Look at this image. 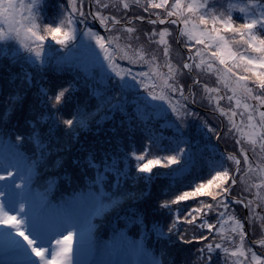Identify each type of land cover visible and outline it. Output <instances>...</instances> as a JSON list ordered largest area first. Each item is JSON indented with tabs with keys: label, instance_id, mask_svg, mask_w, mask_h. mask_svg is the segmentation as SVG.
<instances>
[{
	"label": "snow or ice",
	"instance_id": "obj_1",
	"mask_svg": "<svg viewBox=\"0 0 264 264\" xmlns=\"http://www.w3.org/2000/svg\"><path fill=\"white\" fill-rule=\"evenodd\" d=\"M167 5L169 0H68L67 7L61 5V22L53 26L44 23L38 14L40 0L27 5L19 0H0V43L14 41L27 53L20 57L21 74H14L9 80L10 85L16 79L20 84L9 92L0 115V264H173L165 258L164 247L157 255L145 246L149 236L146 227L141 240L130 238L120 228L121 221L143 225L144 213L133 204L142 201L151 207V193L145 189L161 176L170 183L164 193L166 199L154 209L166 213L163 223L154 221L158 239L177 247V238L185 245L209 241L217 224L222 226L227 217L233 221L232 232L239 238V246L230 253L237 258L232 264H243L240 257H245L247 264H264V256L250 247L246 252V223L235 217L233 207L243 205L248 209V224L254 225L259 218L264 226V193L260 191L264 184L249 182L254 169L247 148L240 149L243 161L231 153H217L215 160L206 155L207 141L211 139L208 134L217 140L222 134L195 110L200 104L197 87L202 85L209 103L215 102L214 110L237 127L233 120L235 110L229 114L220 106L225 99L221 88L202 83L196 70L214 72L216 83L232 93L226 99L234 100L236 108L245 109L246 135L253 155L258 144L264 162V0H250L247 7L253 18L239 24L224 13H199V8L211 5L197 4L195 0L183 6L182 0H175L170 8ZM140 7L147 16L136 12ZM150 9H164V13L152 19L154 13ZM185 10L196 14L191 30L189 19L183 16ZM173 16L177 19H169ZM180 18L185 25L182 35L188 39L177 38L176 43L188 48V59L182 68L167 61L168 71L161 74L155 56L136 47L134 42L140 39L137 33L145 21L152 25L145 35L149 41L162 45L163 55L169 57L168 28L157 30L156 26L165 25L166 21L168 25L176 24ZM97 22L106 35L94 30ZM225 33L233 34V38L229 40ZM49 37L60 46L57 51L64 52L55 64L53 52L45 47ZM230 43L246 45V49L234 51ZM195 45L202 47L193 52ZM119 61H126L129 66ZM25 64L35 71H28ZM132 65L146 66L148 71L134 72ZM50 69L75 75L65 87L48 79L45 74ZM183 70L188 74L196 72L191 84L187 80L180 82L178 77ZM97 72L103 73L101 80H97ZM153 76L159 83L149 85L146 81ZM137 86L144 89L143 94ZM78 91L85 93L83 103L77 98ZM74 100L75 110L71 118H65V108ZM153 113L167 121L165 126L172 129L171 136L157 133ZM117 117L119 127L126 133L127 145L115 153L104 147L110 141L98 149H81L87 156L76 157L70 164L84 177L82 184L66 172L62 177L46 178L47 173L63 170L69 163L68 155L80 143L82 131H91L93 122L102 126ZM13 118L16 123L9 128ZM116 130L111 129L113 133ZM138 132L148 140L143 151L135 147ZM53 159L55 163L50 165ZM226 161H231L234 168ZM157 167L167 171L153 172ZM205 167L210 178L201 174ZM61 178L74 186L69 194L57 198L54 193ZM129 181L135 190H129ZM141 183L144 189L139 188ZM203 196L210 200L198 199ZM126 201L130 202L128 207L124 206ZM188 201H195V206ZM211 213H216V223L210 219ZM113 221L115 225L111 226ZM185 225L191 226V236ZM102 231L110 235L104 238ZM252 243L264 248V237ZM217 249L229 254V249L220 243L208 242L199 247V264H219L214 258ZM184 264H190L188 258Z\"/></svg>",
	"mask_w": 264,
	"mask_h": 264
},
{
	"label": "rangeland",
	"instance_id": "obj_2",
	"mask_svg": "<svg viewBox=\"0 0 264 264\" xmlns=\"http://www.w3.org/2000/svg\"><path fill=\"white\" fill-rule=\"evenodd\" d=\"M19 2L24 3L25 5L30 4L32 2V0H19ZM144 2V0H142V3ZM175 2V0H169V5H167L166 7H169ZM193 2V0H182V6L184 4H188ZM67 3L68 0H48L44 2V7L40 10L38 14L40 15L41 19L43 20L44 23L46 24H52L54 26V24H59L61 22L62 16H61V5L67 7ZM195 3L197 4H205V5H211V8H199L198 12L199 13H215L219 16V14L224 13L228 16L233 17L234 20H237V24L239 23H243L246 19H251L253 18V13L252 11L247 7L250 3V0H195ZM142 8V7H141ZM241 9H243V11H241ZM150 12L154 13V15H152V19H158V15L156 14H161L164 13V9H150ZM25 15H27V12L24 13ZM141 14L143 15H148L147 13L143 12V8L141 11ZM195 13L193 14H188L187 11L185 10V12L183 13L184 17H187L189 19V25H188V29L191 30L192 29V25L193 23H195L194 17H195ZM174 19H177V17L173 16ZM180 23L184 25L183 23V18L179 19ZM98 23V22H97ZM210 25H208V27L211 26V23L209 22ZM99 25V24H98ZM149 25V24H148ZM150 26V30L153 28L152 25ZM172 26L174 28H176V24H172ZM171 25H168V33L170 34V31L172 30ZM157 30H158V25L156 26ZM200 28L204 27L202 25L198 26ZM101 28V27H100ZM185 28V25H184ZM183 27L181 28V32L184 29ZM102 30H104L103 28H101ZM105 35L106 33L103 32ZM116 35H120V33H116ZM180 35V34H179ZM226 36V38H228L229 40H231L233 38V34L231 33H225L224 34ZM181 37V35H180ZM182 38V37H181ZM169 41L171 44H173L174 42V35L171 34V39L168 37ZM184 41H186L188 38L187 36L183 35L182 38ZM235 39H239L238 37H235ZM121 43H124V40H121ZM191 43V42H189ZM137 45V44H136ZM45 47L46 49L50 50L53 52V64L56 63L57 57H62L64 55L63 51H57L58 49H60V46L55 44L54 41L51 40V38L49 37L46 41H45ZM93 47H95L94 43H93ZM152 47V46H150ZM198 47H202L200 45H195L193 46V52H195L196 48ZM230 47L234 50V51H242L244 49H246V45H240V44H231L230 43ZM137 48L142 49L143 52H146L150 55H154L155 56V62L156 65L158 66V71L161 74H165L163 72V68L161 63L157 60L158 56L159 58H161V53L160 52H156L155 50L151 49V50H147L148 47H144V44L141 45H137ZM146 48V49H145ZM176 49V53L179 54L180 51L178 48ZM96 51L98 52L99 50L96 49ZM27 53L24 52L22 49H20V46L15 43L14 41H10L7 44L4 43H0V88L3 89L2 94H0V115L3 114L5 108H6V101L8 99V94L9 92H14L16 89V85L20 84V80L16 79L15 84H9V80L10 78L15 74L17 76H19L22 72L21 69V64L23 63V61L20 60V57L26 56ZM249 55H254L253 53L249 52ZM101 61H102V56L100 57ZM120 62V61H119ZM121 62H126V61H121ZM127 63V62H126ZM217 66H219L217 64ZM25 68H27L28 71L30 72H34L35 70L33 68H31L30 66H28L27 64L24 65ZM133 68V70L136 71H141V68H147L145 67H141L140 65H132L131 66ZM148 69V68H147ZM196 72L199 73V77L201 78H206L209 79L210 82L208 83L209 86L211 84V87H220L221 88V93H223V95L225 96V99H223V103L225 104V107L227 109H229L228 111H232L235 110L236 115H237V123H238V127H239V132H234L231 133L229 135H225V139H236L238 138V134H239V139L242 143H244L245 148L248 149V151L252 152V144L250 142V140L248 139L246 133L248 131L247 129V113L245 112V109L243 108V106H241L240 108H236L235 107V101H228L226 99V97L228 95H232V93L224 88L223 84H217L216 83V75L214 72H208V71H200V70H196ZM98 73L101 72H97V80H101L102 78H99ZM194 75H196V73H192ZM48 79L54 83H63L61 82L62 79H67V81H65L63 84L65 87H67V84L69 81H72L74 78V73H70V72H57L54 69H50L46 74H45ZM50 75H52L53 80L51 79L52 77H50ZM85 73H81V76H84ZM250 75V74H249ZM153 82L159 83V80L157 77L153 76L151 78V81L147 83L149 85H151ZM248 86H252L251 81L248 82ZM97 87L102 88L101 85H97ZM35 89H33L34 91ZM157 92L160 91L159 87H157L155 89ZM77 98H79L80 102L83 103V100L85 98V93L84 92H77ZM206 95H208L206 93ZM208 96H205V100L206 102L208 101ZM209 102V101H208ZM249 103H255L254 101H249ZM76 107V102L75 100L69 104L66 108H65V118H71L73 111L75 110ZM166 107V105H165ZM110 114V113H108ZM103 115V113H102ZM111 115V114H110ZM154 115V127L157 130V133L159 132H163L165 136H171L173 134V131L171 128L166 127L165 125L167 124V121L163 120L162 118L155 116V113H153ZM99 117H97L98 119ZM119 117H117L118 119ZM116 119V120H117ZM116 120H106L104 122V124L102 126L97 125L95 122H93L91 124V131L88 130H84L81 132L80 134V143L75 144V146L72 148L71 153L68 155V160L69 163L67 164V168L65 169V171L63 170V172H61L59 175H53L50 173L46 174V178L51 177V176H63V173L66 172L68 174L73 175L74 179L76 180V182L78 183H83L84 182V177L80 176L78 173V170H74L71 167L70 162L72 160H74L76 157H80L81 159H84L87 156V152L86 151H82L81 149H87L89 147L92 148H99L101 144H103L105 141H110V145L109 144H104L105 149L110 148L111 151H113L114 153L119 151L123 146L127 145V138H126V133L123 131L122 128L119 127V122H116ZM16 123L15 118H13V121L11 124L8 125L9 128H12L13 124ZM61 127H64L63 125H61ZM100 128L99 133H97V128ZM116 128V132L113 133L111 131L112 128ZM21 131H23L24 129H20ZM211 138H213L211 141H207L208 147L205 150L206 151V155L211 159V160H215L217 159V153L219 152L218 146L215 143V137L211 134H208ZM148 145V140L143 136V134L141 133H137L135 136V147L137 148L138 151H143L144 148ZM204 145L201 146V148H203ZM215 148V151H214ZM259 145H256V155H255V159L258 161V167L255 169L256 172L253 175V179L251 184L255 185V184H264V172L261 171V169H264V162L261 161L260 156H259ZM99 154V153H98ZM64 155V154H63ZM151 158V157H149ZM175 167V166H173ZM132 170H133V174H135V161H132ZM166 172V169H161V168H154L153 172ZM205 172V176L207 178H210V176H207V167L204 168L203 170ZM2 174V173H0ZM214 174V173H213ZM168 182L170 183L169 179L161 176L158 180H156L152 185L149 186L148 189H145L146 191H150V193H152V189H162V195L158 198V199H162V203L164 202V200L166 199V197L164 196V193L168 190V187L164 185H168ZM67 185H66V184ZM0 184H3L2 181H0ZM41 184H43V181H41ZM164 184V185H162ZM144 186L143 183H141L139 186ZM66 186H70V188H67L68 192L72 191V187L74 185L72 184H68V182L66 180H64L63 178L60 179L59 184L57 185V189H61V188H65ZM134 185H132L131 181H129V184L127 187H132ZM66 189V188H65ZM253 192H256L257 189L255 187L252 188ZM260 191L262 193H264V188L260 189ZM240 193L238 192L237 195H239ZM198 199H203V200H210V197L208 196H203V197H199ZM183 203V202H182ZM192 206H195V202L191 203ZM236 209L235 212V217L237 219H242L245 220L244 214H243V206H239L238 208H236L235 206H233ZM258 209V208H257ZM231 211V209H230ZM248 211V209H247ZM260 211V209H258V212ZM157 218H160L159 216H157ZM210 219L212 220L213 223H216V213H211L210 214ZM187 226V225H185ZM234 227V223L232 220L228 219L227 217L224 219V221L222 222V226L221 224H217L216 229L213 232V235L209 237V240H212L215 243H220L222 244L225 248L229 249V254L224 253L221 249H217L216 253H214V255H216L217 253H219L222 257V261L223 264H232L233 260L237 259L235 257H232L230 255L231 251L236 250V248L239 246V238L238 236H236L233 232H232V228ZM187 228H191V226H188ZM254 229V231H253ZM199 229L196 230L197 235L199 234ZM206 231V230H205ZM247 232L251 233L252 235L256 236H261L264 237V226H262V222L259 218H256L254 221V225H250L247 224ZM219 233V234H218ZM192 235V230L190 231V236ZM220 235H223L222 237H220ZM225 237V238H224ZM210 241H204V242H200L198 244L195 245L191 244L193 246H195L196 250L193 251L194 255H192V257L190 258V256H188V260L191 264H199V256H197L196 254H198L197 249L201 246H203V243L206 244ZM182 246L181 250H185V248H183L184 244H182L181 242H179V247ZM252 241L250 239H248L246 237V242H245V250L247 252V248H251L252 246ZM192 246V247H193ZM260 247V246H259ZM191 250V249H188ZM192 251V250H191ZM259 254L264 256V249L259 250ZM240 261H245L246 258L245 257H240L239 258ZM243 264H247V260L245 262H243Z\"/></svg>",
	"mask_w": 264,
	"mask_h": 264
},
{
	"label": "trees",
	"instance_id": "obj_3",
	"mask_svg": "<svg viewBox=\"0 0 264 264\" xmlns=\"http://www.w3.org/2000/svg\"><path fill=\"white\" fill-rule=\"evenodd\" d=\"M46 1H48V0H46ZM44 6H45L44 5V1L40 0V10ZM141 11H142L141 7L136 9V12L138 14H141ZM138 25H139V22H138ZM80 27H83V25H80ZM158 29H160V27H158ZM94 30H97L101 34H104L101 30L98 29V27H95ZM151 30H150V26L145 22V26L143 28L139 29V31L137 33L140 36V39L138 41H135L134 43H135V45L137 44L138 46L141 45V44H144V47H146V46L148 47L147 50H151V49L155 50L156 49L155 51L157 52L158 48L154 44H150V41H149L148 37L145 35V33L150 32ZM137 45H136V47H137ZM150 46H152V47H150ZM157 60L161 64L164 63V62H167L166 60H164V58H162V57L159 58V56H158ZM172 60H170V61H171V63L173 65H176V66H179V67L182 68V63L184 61L183 57L172 58ZM119 63L121 65L125 66V67L129 66L126 62H121L120 61ZM163 68L168 70V68L166 67V63H164ZM133 71H135V70H133ZM141 71H148V69L147 68H145V69L141 68ZM98 76H99V78H102L103 77V73L102 72L98 73ZM50 77H52V75H50ZM178 78H179L181 83H183L185 80H187V82L189 84H191V82H192V77L190 75H188L187 73H184V71H182L180 73ZM51 79L53 80V77ZM200 79H201L202 83H209L210 82V80L206 79L205 77L204 78L200 77ZM65 81H67V79H65V80L62 79L61 80V82H63V83ZM147 81L150 82L151 79H149ZM210 87H211V84H210ZM137 88L142 94L144 93V89L142 87L137 86ZM89 91H90V89H89ZM197 92H198V99L200 101V104H199L198 107L195 108V110L200 112V114L202 116L207 118L209 120L210 124L212 126H215L217 128L218 132H219V128H220L219 120H218L217 117L214 116L213 113H212V115H211V113H208V111H211L213 109V106H212V104H208V102H206V100H205V92L203 91L202 85L197 87ZM93 103H94V101H93ZM108 115H110V114H108ZM116 122H119V118L116 120ZM226 133H227V135H229V134L234 133V132L231 131V130H227ZM212 137H213V135H212ZM212 139L213 138H211L210 141ZM215 139H216V137H215ZM236 141L237 140H235V139H225V135H222V138L220 140H218L217 143L215 141V143L217 144L218 148L222 146L223 149H220V150L225 151V153L236 154V155L239 156L240 155V153H239L240 147H238V144L236 143ZM193 142H195V141H193ZM204 143L205 142H202L201 146L204 145ZM219 152L222 153L221 151H219ZM62 155H63V153H62ZM54 163H55L54 159L52 161H50V165L54 164ZM226 163L229 164V165H232L233 168H234V165L232 164L231 161H226ZM66 168H67V164H66V166H65V168L63 170L65 171ZM63 170L57 169L55 172H49V173L53 174V175H56V174L59 175L61 172H63ZM201 174L205 175V172L203 171ZM162 185H164V184H162ZM38 186H41V185H38ZM165 186L169 187V182H168V185H164V187ZM240 187H241V190H242L244 188V185H241ZM65 188L57 189V191L54 193V195H56L57 198H59V196L61 194H63V195L69 194L70 192H68L67 188H70V186H66ZM128 188H129L130 191H133V190H135L136 186H132V187H128ZM139 188L140 189H144V186L143 185L139 186ZM161 195H162V189H160V190L152 189V193H151V205L152 206L151 207H148L142 201H138L135 204H133V207L137 208L138 210H140V211H142L144 213L145 219H144L143 225L140 224V223L126 224L124 221H121L120 222V228L123 229L130 238H132L134 240H141L142 236H143L144 228L146 227V229H147V231L149 233V236H148V239L144 241V243H145V246L147 248H149L150 250L155 251L156 254L159 255V249H161V247H164L165 252H166L165 258L171 259L173 264H184L185 258H188V256H190V258H191L192 255H194L193 251L196 250L195 246H193V245H185L184 244L183 248H185V250L182 251L181 250V248H182L181 244H180L181 247H179V242L180 241L178 240V238L176 240V244L178 245V247H177V246H173V245H168L166 243V241L160 240L157 237V232H156V230L154 228V221L163 223L165 218H166V213L162 214L161 212L154 210V209L159 208V205L162 203V199H158ZM244 195H246V192L244 193ZM199 200H203V199H199ZM193 202H195V201H188L187 203L191 204ZM129 203L130 202L126 201L124 206L128 207ZM173 207H176V206H173ZM235 207L238 208V205H235ZM157 216H159L160 218H157ZM99 222L100 221H98V223ZM169 223H170V221H169ZM114 225H115V222L113 221L111 226H114ZM185 227H188V226H185ZM164 230H165V232H167V228H165ZM190 231H191V228H189V236H190ZM248 234H249V237H250L251 241H253V240L258 241L261 238V236H258V235L254 236L251 233H248ZM101 235L104 238H107L110 235V232L106 233V232L102 231ZM222 236L223 235H220V237H222ZM209 241L213 242L212 240H209ZM194 243L196 245V244L199 243V241H194L193 244ZM257 244L258 243L253 244L251 246V249L253 251H256L258 255H260L259 254V252H260L259 250H262L264 248L256 247ZM188 249H191L192 251L188 250ZM196 255L200 256L201 254L198 253ZM221 257L222 256L219 253L214 255V258L218 259L219 264H223V261H222ZM245 261H243V262H245ZM198 263H199V261H198Z\"/></svg>",
	"mask_w": 264,
	"mask_h": 264
},
{
	"label": "flooded vegetation",
	"instance_id": "obj_4",
	"mask_svg": "<svg viewBox=\"0 0 264 264\" xmlns=\"http://www.w3.org/2000/svg\"><path fill=\"white\" fill-rule=\"evenodd\" d=\"M154 42H151L150 41V44H153ZM176 57V55H175V53L173 52V50H172V48H170V56L169 57H167V59H168V61H169V59H172V58H175ZM167 67V66H166ZM188 73V72H187Z\"/></svg>",
	"mask_w": 264,
	"mask_h": 264
}]
</instances>
